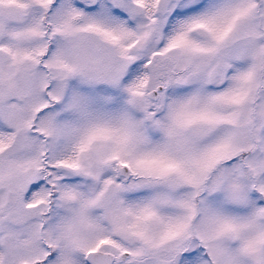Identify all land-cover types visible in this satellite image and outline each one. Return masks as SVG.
Here are the masks:
<instances>
[{
    "label": "snow or ice",
    "instance_id": "6c2138e0",
    "mask_svg": "<svg viewBox=\"0 0 264 264\" xmlns=\"http://www.w3.org/2000/svg\"><path fill=\"white\" fill-rule=\"evenodd\" d=\"M0 264H264V0H0Z\"/></svg>",
    "mask_w": 264,
    "mask_h": 264
}]
</instances>
